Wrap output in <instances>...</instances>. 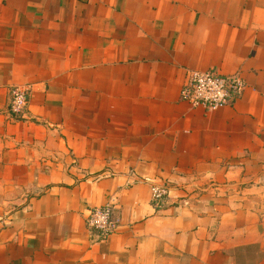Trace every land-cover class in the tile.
I'll return each instance as SVG.
<instances>
[{
  "label": "crops",
  "instance_id": "crops-1",
  "mask_svg": "<svg viewBox=\"0 0 264 264\" xmlns=\"http://www.w3.org/2000/svg\"><path fill=\"white\" fill-rule=\"evenodd\" d=\"M189 70L245 89L194 107ZM262 184L264 0H0V264H264Z\"/></svg>",
  "mask_w": 264,
  "mask_h": 264
},
{
  "label": "built area",
  "instance_id": "built-area-1",
  "mask_svg": "<svg viewBox=\"0 0 264 264\" xmlns=\"http://www.w3.org/2000/svg\"><path fill=\"white\" fill-rule=\"evenodd\" d=\"M245 80L239 73L220 74L213 70H189L188 78L181 88V98L194 107L208 110L228 106L245 89ZM29 87L15 86L12 89L10 110L14 114H23L28 104ZM264 186V184H262ZM169 189L164 185L150 186L151 204L159 208ZM264 194V187H263ZM88 226L99 230L104 236L114 233L119 226V219L114 215L113 202L95 207L88 218Z\"/></svg>",
  "mask_w": 264,
  "mask_h": 264
}]
</instances>
